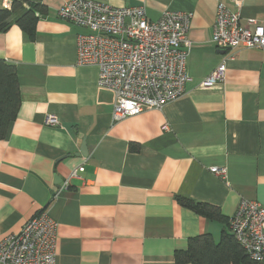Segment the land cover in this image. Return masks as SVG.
<instances>
[{
	"label": "crops",
	"instance_id": "crops-1",
	"mask_svg": "<svg viewBox=\"0 0 264 264\" xmlns=\"http://www.w3.org/2000/svg\"><path fill=\"white\" fill-rule=\"evenodd\" d=\"M67 1L40 0L46 16L32 40L17 26L0 32V60L15 67L20 96L0 140V237L45 211L57 224L55 264H175L191 238L218 243L241 201L264 210V50L211 42L218 4L238 10L231 0H93L143 7L150 21L192 13L183 96L118 122L98 69L77 65L85 31L57 17ZM238 11L243 25L264 23V0H242ZM220 64L223 81L201 86ZM180 199L210 205L221 219Z\"/></svg>",
	"mask_w": 264,
	"mask_h": 264
},
{
	"label": "built area",
	"instance_id": "built-area-1",
	"mask_svg": "<svg viewBox=\"0 0 264 264\" xmlns=\"http://www.w3.org/2000/svg\"><path fill=\"white\" fill-rule=\"evenodd\" d=\"M7 1L5 6L9 8ZM231 2L239 10L242 0ZM238 10L218 4L213 46L227 52L264 50V23L248 19L243 25ZM56 15L85 31L76 37V62L98 69V86L113 95L114 122L161 110L183 96L192 13L165 11L157 21H150L143 7L113 8L93 0H69ZM224 74L225 66L220 64L201 86L222 82ZM47 123L54 125L56 119L49 117ZM210 171L221 178L226 176L224 168ZM56 227V222L42 211L19 233L0 237V264H55ZM228 228L247 258L264 264V210L256 202L243 200L230 217Z\"/></svg>",
	"mask_w": 264,
	"mask_h": 264
},
{
	"label": "trees",
	"instance_id": "trees-1",
	"mask_svg": "<svg viewBox=\"0 0 264 264\" xmlns=\"http://www.w3.org/2000/svg\"><path fill=\"white\" fill-rule=\"evenodd\" d=\"M44 16L46 9L40 0H10L9 8L0 9V32L17 26L27 39L32 40L36 23ZM19 104L16 69L0 60V140L14 121ZM178 203L200 216L221 219L218 211L210 205L185 199ZM174 260L175 264H256L247 258L230 232H223L218 243L208 234L191 238L185 250L174 253Z\"/></svg>",
	"mask_w": 264,
	"mask_h": 264
},
{
	"label": "water",
	"instance_id": "water-1",
	"mask_svg": "<svg viewBox=\"0 0 264 264\" xmlns=\"http://www.w3.org/2000/svg\"><path fill=\"white\" fill-rule=\"evenodd\" d=\"M80 155H82V156H86V153H84V152H81V153H80Z\"/></svg>",
	"mask_w": 264,
	"mask_h": 264
}]
</instances>
